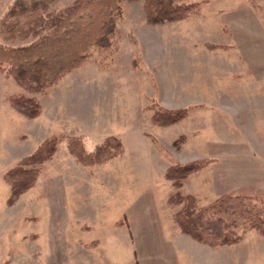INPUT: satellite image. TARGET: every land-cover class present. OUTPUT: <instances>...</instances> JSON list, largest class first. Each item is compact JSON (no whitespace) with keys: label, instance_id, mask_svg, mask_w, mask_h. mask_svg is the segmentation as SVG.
<instances>
[{"label":"rangeland","instance_id":"rangeland-1","mask_svg":"<svg viewBox=\"0 0 264 264\" xmlns=\"http://www.w3.org/2000/svg\"><path fill=\"white\" fill-rule=\"evenodd\" d=\"M12 2L0 0V18ZM174 2L198 5L153 24L141 0L122 2L110 47L43 91L0 69V264H123L115 244L79 247L88 237L73 228L89 222L88 210L90 234L101 242L121 218L135 240L160 235L142 264H264L258 230L218 247L183 233L175 218L183 200L174 196L192 197L199 209L246 195L264 212V0ZM14 95L34 98L38 113L24 115L9 101ZM156 107L188 113L161 124L152 120ZM109 135L122 147L105 163L80 164L71 153L72 137L90 149ZM49 139L36 181L13 199L7 171ZM191 161L203 166L174 187L167 168Z\"/></svg>","mask_w":264,"mask_h":264},{"label":"trees","instance_id":"trees-1","mask_svg":"<svg viewBox=\"0 0 264 264\" xmlns=\"http://www.w3.org/2000/svg\"><path fill=\"white\" fill-rule=\"evenodd\" d=\"M127 0H72L56 11L55 0H13L0 18V69H5L23 87L33 92L43 91L75 68L81 66L96 48L110 47L121 3ZM147 21L159 24L173 21L197 3H175L174 0H141ZM18 37L27 42L9 45L4 40ZM9 101L26 116L38 113L37 101L21 95ZM187 108L175 110L156 107L152 120L161 124L183 119ZM70 145L79 148L71 153L80 164H101L117 155L122 147L119 137L106 136L88 149L79 137L70 138ZM51 139L44 141L31 155L7 171L12 198L32 186L37 179L38 164L50 156ZM76 153V154H75ZM203 166L201 161L170 165L165 177L174 187ZM183 200L175 218L183 233L211 247L235 243L247 229L258 230L264 236V212L246 195H222L207 208H195L190 196L174 193ZM212 211V213H208ZM216 214V215H214Z\"/></svg>","mask_w":264,"mask_h":264},{"label":"crops","instance_id":"crops-1","mask_svg":"<svg viewBox=\"0 0 264 264\" xmlns=\"http://www.w3.org/2000/svg\"><path fill=\"white\" fill-rule=\"evenodd\" d=\"M88 216L87 219L89 220V222H78L75 224L73 230L78 231L79 233L84 234V236H87L88 238L85 240L84 237L83 240H78L77 239V243L79 245V247L84 248L87 247L91 250H97L99 248V246L103 245L104 243L108 244V243H112L115 244V246L119 247V249L123 252L124 251V255L126 257V260L123 264H142L143 263V257L146 258L147 256V249H146V245L152 243V245H154V243L156 241L159 242V240L162 242V240H164L163 238L158 239V237H160V235H158L157 238L154 239V237L149 238L143 235H136V239L133 237V235L130 232V227L123 224V222H125L124 218H121L117 221H115L112 225L108 226V228L106 229V231H103V235H104V241L101 242L99 239H97L96 237H93L90 234V231L92 230L93 226L91 221H93V212H91L90 210H88ZM91 218V221H90ZM127 223V222H126ZM143 229V227H141ZM145 228V226H144ZM167 238V237H166ZM76 240V239H75ZM156 240V241H155ZM188 240H191V238H189ZM131 243L133 244V247L131 246ZM188 244H191L190 241L187 242ZM109 245V244H108ZM167 245V244H165ZM130 246V247H129ZM160 246V245H159ZM176 251V249L174 250V252ZM154 254V252H153ZM154 256V255H153ZM217 260H215V264H217ZM201 264L202 261H201ZM205 264H207L205 262ZM214 264V263H212Z\"/></svg>","mask_w":264,"mask_h":264}]
</instances>
